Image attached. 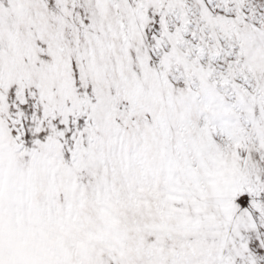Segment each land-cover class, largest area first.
I'll use <instances>...</instances> for the list:
<instances>
[{
  "label": "snow or ice",
  "instance_id": "6c2138e0",
  "mask_svg": "<svg viewBox=\"0 0 264 264\" xmlns=\"http://www.w3.org/2000/svg\"><path fill=\"white\" fill-rule=\"evenodd\" d=\"M0 264H264V0H0Z\"/></svg>",
  "mask_w": 264,
  "mask_h": 264
}]
</instances>
